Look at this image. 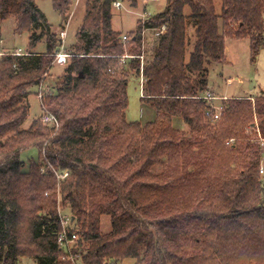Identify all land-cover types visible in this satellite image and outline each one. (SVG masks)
<instances>
[{"label": "trees", "instance_id": "16d2710c", "mask_svg": "<svg viewBox=\"0 0 264 264\" xmlns=\"http://www.w3.org/2000/svg\"><path fill=\"white\" fill-rule=\"evenodd\" d=\"M72 1L54 0L66 21ZM116 1L87 0L71 61L42 98L48 116L26 126L32 88L62 40L36 0H0V22L15 17L16 31L31 35L27 51L0 54V264H72L58 242L59 182L82 264H264V92L223 98L218 121L203 97L206 62H228L227 37L250 38L253 61L264 48V0H221L220 11L215 0H167L129 41L113 28ZM163 26L143 63L141 34ZM43 38L47 51L34 52ZM141 74V100L157 113L146 122L127 117L130 78ZM31 148L38 157L27 161Z\"/></svg>", "mask_w": 264, "mask_h": 264}, {"label": "rangeland", "instance_id": "374dc122", "mask_svg": "<svg viewBox=\"0 0 264 264\" xmlns=\"http://www.w3.org/2000/svg\"><path fill=\"white\" fill-rule=\"evenodd\" d=\"M218 11L221 9V0H215ZM38 6L45 13L49 23L52 26V31L56 33L61 39V31L66 30L65 44L66 49L70 50L77 41V31L82 25L84 17L86 15V3L87 0H73L71 6V16L68 21L64 20L62 14L55 8L54 0H36ZM167 5V0H137V5H132L130 1H122L121 7L113 6V28L116 31L122 32L120 35L123 40V35L127 34L131 36L136 31L139 19H146L148 16L156 14L162 11ZM189 11V8L187 9ZM16 18L10 17L7 20L0 22V54L4 52H11L17 49L27 51L30 47V33L29 32H17L16 31ZM220 27L223 31V22L220 20ZM156 32V31H155ZM190 41L188 42L187 59H189L191 53L194 50L195 45V29L189 25ZM149 35L154 36V31L146 30L145 38ZM159 36L155 42L158 43ZM2 40V41H1ZM111 40L109 39L108 42ZM154 41V40H153ZM251 41L250 38L236 39L227 37V55L229 62L220 63L214 61H207L206 67L208 69V83L209 88L213 90L215 95L220 99L215 100L216 104L223 105L221 98L224 96H238V95H253L258 96L264 92V48L261 49L257 59L252 60L251 54ZM157 45V44H156ZM61 46V45H60ZM34 52L44 53L47 51V39L43 38L34 48ZM155 48L152 50V56L147 58L143 54V63L150 61L153 56ZM145 59V60H144ZM67 65L53 64L48 77L46 78V85L55 87L62 79L65 73ZM239 77L238 79L236 77ZM229 78L233 81L229 82ZM145 81V77L141 74L139 77L132 76L130 78L128 92H129V106L127 108V117L129 120H141L143 122L149 121L154 118L156 110L151 105H146L141 100L142 96V83ZM39 88L33 87L32 94L29 97L31 104V113L26 126H29L31 121L37 117H45L47 111L43 108L42 98L38 95ZM152 107V108H151ZM149 110V111H148ZM187 133L190 132V126L178 124ZM217 126V123L211 125ZM250 135L251 132H248ZM235 141L230 139L227 144H232ZM23 158L29 160L31 158L38 157V150L31 148L23 153ZM160 171V167L157 168ZM58 194V206L59 211L62 214H69V211H64L65 206L61 204L60 182L57 189ZM72 228L78 230L76 222L73 221ZM101 229L104 233L111 230V218L108 215H104L102 218ZM135 258H126L117 264H135ZM19 264H41V261L29 257L23 256L20 258Z\"/></svg>", "mask_w": 264, "mask_h": 264}, {"label": "built area", "instance_id": "2783aa9c", "mask_svg": "<svg viewBox=\"0 0 264 264\" xmlns=\"http://www.w3.org/2000/svg\"><path fill=\"white\" fill-rule=\"evenodd\" d=\"M114 6L121 7L122 1L118 0L114 3ZM165 26H163L161 29H157V34H161L165 30ZM66 37V30L63 29L61 31V39L63 42L65 41ZM124 41H129L130 36L127 34L123 35ZM61 43L60 48L55 53V60L54 64H62L67 65L70 63L71 58L73 56V53H71L69 50L66 49V46L64 43ZM18 53H22L23 51L21 49L17 50ZM125 57L127 55H124L123 62L125 60ZM143 58V56H142ZM232 82V79L229 80ZM50 89V86L48 84L46 85L45 81H43L39 86L38 95L43 98L46 91ZM203 97L207 100L208 104L211 106V110L209 111V115L213 121H218L221 118L224 106L222 104L218 105L216 104L215 100H219L220 98L215 95V93L212 90H207L205 93H203ZM223 99V98H221ZM261 145L264 148V138L260 137ZM260 172L264 174V165H262ZM68 171H66L64 174H60L59 177H64L68 175ZM74 221V217L70 214H62L61 212V223H62V230L59 232L58 235V242L61 247V249L64 252L63 259L70 260L72 264H82L80 260V255L75 252V248L77 247V240L79 238V235L76 230L72 228V224Z\"/></svg>", "mask_w": 264, "mask_h": 264}, {"label": "crops", "instance_id": "0c3cea01", "mask_svg": "<svg viewBox=\"0 0 264 264\" xmlns=\"http://www.w3.org/2000/svg\"><path fill=\"white\" fill-rule=\"evenodd\" d=\"M146 30H149V29H145L144 30V32H143V43H144V57H147V58H149V57H151L152 56V50L156 47V44H157V42H155V40L157 39V36H159V34H157V29H150V30H152V31H154V36H151V35H149V37H146L145 38V31ZM156 31V32H155ZM154 40V41H153ZM2 41V40H1ZM227 46V45H226ZM18 50V49H17ZM227 50H228V46L226 47V53H227ZM227 59H228V55H227ZM145 60V59H144ZM228 62H229V60H228ZM237 79L239 78L238 76L236 77ZM230 79H232V78H229L228 80H230ZM232 81H233V79H232ZM230 82V81H229ZM143 83H144V81H143ZM143 83H142V95H143ZM208 90H211L210 88L208 89ZM213 91V90H212ZM253 95L254 94H252V95H238V96H224L223 98H230V97H253ZM144 103V102H143ZM144 104H146V105H149V104H147V103H144ZM152 108V107H151ZM149 111V110H148ZM156 112H155V116H154V118L156 117ZM153 118V119H154ZM153 119H151V120H153ZM177 119H178V124L180 125V124H183V121H182V119L181 118H179V117H176L175 119H174V124H175V126L176 127H178V128H181V126H177L176 124H177ZM150 121V120H149Z\"/></svg>", "mask_w": 264, "mask_h": 264}, {"label": "water", "instance_id": "95a60500", "mask_svg": "<svg viewBox=\"0 0 264 264\" xmlns=\"http://www.w3.org/2000/svg\"><path fill=\"white\" fill-rule=\"evenodd\" d=\"M142 35V34H141Z\"/></svg>", "mask_w": 264, "mask_h": 264}]
</instances>
